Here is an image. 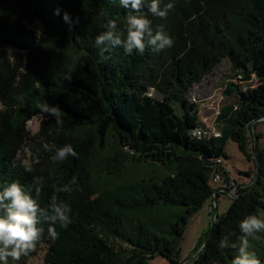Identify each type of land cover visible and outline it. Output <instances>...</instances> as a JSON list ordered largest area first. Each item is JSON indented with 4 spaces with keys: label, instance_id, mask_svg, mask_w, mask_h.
<instances>
[{
    "label": "trees",
    "instance_id": "obj_1",
    "mask_svg": "<svg viewBox=\"0 0 264 264\" xmlns=\"http://www.w3.org/2000/svg\"><path fill=\"white\" fill-rule=\"evenodd\" d=\"M173 2L166 19L140 10L173 46L156 52L146 45L143 54L126 55L121 47L95 46L110 20L126 35L129 10L118 0H0V184L18 181L35 197L33 177H43L41 205L55 194L72 208V223L57 225L55 237L48 223L38 224L43 231L29 257L47 247L45 264H149L156 257L181 264L190 219L209 201L215 213L213 197L223 189L211 182L226 176L219 160L228 158L230 139L255 164L245 173L252 184L240 186L228 212L212 221L193 264H232L240 221L264 216V148L252 144L261 138L254 125L264 118V0ZM35 22L42 32L29 27ZM10 49L26 54L25 71L12 62ZM224 60L233 81L258 83L244 90L228 81L234 101L216 118L219 134L206 135L199 106L187 94ZM152 89L166 97H152ZM44 114L53 118L31 138L28 122ZM31 140L36 156L23 163L19 155ZM46 143L71 144L77 156L53 163ZM106 151L114 157L100 160ZM115 161L116 179L127 161L153 165V175L130 185L110 183L97 170ZM73 177L70 191L54 192V184L69 185ZM223 237L226 249L218 247ZM248 251L264 264V232L248 237Z\"/></svg>",
    "mask_w": 264,
    "mask_h": 264
},
{
    "label": "clouds",
    "instance_id": "obj_2",
    "mask_svg": "<svg viewBox=\"0 0 264 264\" xmlns=\"http://www.w3.org/2000/svg\"><path fill=\"white\" fill-rule=\"evenodd\" d=\"M119 6L129 10L125 20L126 35L118 32L117 24L110 20L105 25L106 31L95 37V46L103 49L105 45L121 47L126 55L143 54L146 45L156 52L163 51L173 46V39L162 30L153 32L152 22L144 14L142 7L159 18L166 19L174 8L173 0H170L163 8L161 0H118ZM56 15L61 10H56ZM63 20L71 25L72 17L69 13H63ZM76 23H79L77 19ZM59 123V121H58ZM46 151H54L50 160L53 163L66 161L69 157H76L77 152L71 144L63 146L43 145ZM26 172H32V168H26ZM44 183L43 177H33L35 197L32 191L18 181L0 184V264H13L19 262L22 257H29L36 249V243L43 229L38 227L41 222L49 225V234L57 235L56 226L67 229L72 223V208L66 201L58 199L53 194L45 206L41 205L40 193ZM76 183L73 177L69 185H53L54 192H68L71 184ZM240 238L239 254L232 260V264H260L255 253L248 251V237H254L256 233L264 232V216L250 214L239 223ZM221 249L229 247L227 237H223L218 244Z\"/></svg>",
    "mask_w": 264,
    "mask_h": 264
},
{
    "label": "rangeland",
    "instance_id": "obj_3",
    "mask_svg": "<svg viewBox=\"0 0 264 264\" xmlns=\"http://www.w3.org/2000/svg\"><path fill=\"white\" fill-rule=\"evenodd\" d=\"M35 33H40L43 31L42 24L35 22L29 26ZM9 56L12 62L18 67L20 71H25L26 69V54L24 52H19L14 49L9 50ZM233 72L230 68V64L227 60L219 63L209 74H207L202 80L197 84L193 85L187 94L189 101L197 103L199 106L200 121L204 125L206 135H218V126L216 125V118L220 114L221 110L230 105L234 101V97L228 96L226 93V84L228 81H233ZM234 84L238 85L240 89L254 88L257 86V79H253L251 82H240L233 81ZM151 96L156 99H163L166 97L165 94L160 89H152ZM2 105L0 103V110ZM53 117L44 114L40 115L28 122V131L31 138L37 136L40 131L41 123L43 121H48ZM261 135L260 139L253 137V146H259V148H264V118L259 121L255 126V136ZM33 141H29V145L20 153L19 159L23 163H32L36 154L32 150ZM225 154L227 159L222 157L219 162L224 167L226 172V179L235 181L239 186H249L252 184V178H249L245 173L250 171H255L254 162L247 159V157L240 151L237 143L233 140H229L225 147ZM114 157L113 152L106 151L103 157ZM117 165V161L110 163L109 165L101 164L98 168V173L104 175L105 179L108 178L109 182L114 184H133L136 181L141 180L142 176L145 174L153 175V165H139L137 163H131L129 161L123 164L121 178H114V166ZM211 185L218 189L223 188L225 183ZM220 197L217 202L218 212L217 215H222L228 212L230 206L232 205L234 199L225 193L224 189L221 190ZM215 213L211 208V202L209 201L196 215H194L187 227L185 236L181 244V258L184 264H193L195 259V250L199 244V240L202 235L209 228L212 221H214ZM216 220V218H215ZM47 252V247H43L35 256L29 258H23L21 261L16 262V264H45V255ZM10 264H13L10 262ZM149 264H170L166 259L162 257H156L151 260Z\"/></svg>",
    "mask_w": 264,
    "mask_h": 264
},
{
    "label": "built area",
    "instance_id": "obj_4",
    "mask_svg": "<svg viewBox=\"0 0 264 264\" xmlns=\"http://www.w3.org/2000/svg\"><path fill=\"white\" fill-rule=\"evenodd\" d=\"M212 182L214 184L225 183V186L222 189H224V191H228L233 196H237L238 191L241 188L235 181H232V180H229V179L227 180L225 178V176L222 175V174H216L213 177ZM213 204H215V206H216V203L213 202Z\"/></svg>",
    "mask_w": 264,
    "mask_h": 264
},
{
    "label": "water",
    "instance_id": "obj_5",
    "mask_svg": "<svg viewBox=\"0 0 264 264\" xmlns=\"http://www.w3.org/2000/svg\"><path fill=\"white\" fill-rule=\"evenodd\" d=\"M254 133H255V125H254ZM254 147V146H253ZM257 166H258V170H259V164L257 162ZM227 192V194H229L233 199H236L238 196H233L231 195L228 191H225V193ZM213 202L216 203V210H215V216H214V221H213V226L215 224V218L217 216V212H218V206H217V202H218V198H217V193L214 194L213 197ZM181 264H184L183 262Z\"/></svg>",
    "mask_w": 264,
    "mask_h": 264
}]
</instances>
